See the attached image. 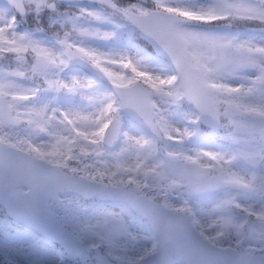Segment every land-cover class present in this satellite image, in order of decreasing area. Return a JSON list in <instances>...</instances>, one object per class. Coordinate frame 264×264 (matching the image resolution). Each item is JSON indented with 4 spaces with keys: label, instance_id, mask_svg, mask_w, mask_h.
<instances>
[{
    "label": "snow or ice",
    "instance_id": "1",
    "mask_svg": "<svg viewBox=\"0 0 264 264\" xmlns=\"http://www.w3.org/2000/svg\"><path fill=\"white\" fill-rule=\"evenodd\" d=\"M0 264H264V0H0Z\"/></svg>",
    "mask_w": 264,
    "mask_h": 264
}]
</instances>
